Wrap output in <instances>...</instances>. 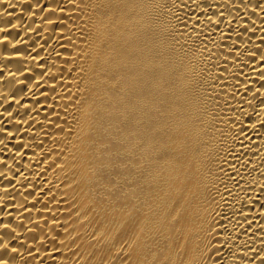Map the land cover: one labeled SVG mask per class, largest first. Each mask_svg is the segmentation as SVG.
Wrapping results in <instances>:
<instances>
[{
    "label": "bare ground",
    "instance_id": "6f19581e",
    "mask_svg": "<svg viewBox=\"0 0 264 264\" xmlns=\"http://www.w3.org/2000/svg\"><path fill=\"white\" fill-rule=\"evenodd\" d=\"M0 264H264V0H0Z\"/></svg>",
    "mask_w": 264,
    "mask_h": 264
}]
</instances>
